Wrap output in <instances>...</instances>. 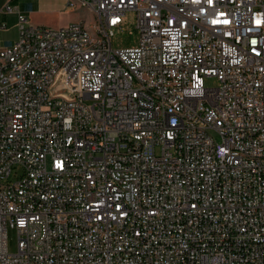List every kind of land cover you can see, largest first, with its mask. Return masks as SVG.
I'll use <instances>...</instances> for the list:
<instances>
[{
    "label": "built area",
    "instance_id": "built-area-1",
    "mask_svg": "<svg viewBox=\"0 0 264 264\" xmlns=\"http://www.w3.org/2000/svg\"><path fill=\"white\" fill-rule=\"evenodd\" d=\"M81 2L105 45L2 9L0 264H264V0Z\"/></svg>",
    "mask_w": 264,
    "mask_h": 264
},
{
    "label": "rangeland",
    "instance_id": "rangeland-1",
    "mask_svg": "<svg viewBox=\"0 0 264 264\" xmlns=\"http://www.w3.org/2000/svg\"><path fill=\"white\" fill-rule=\"evenodd\" d=\"M67 0H37L33 10L21 11V13L31 22L43 27L56 28L58 23H62L66 18H71V23L85 21V26L92 29L95 24V17L86 11L85 16H81L74 8L72 11ZM85 12L84 10H82ZM61 27V26H60ZM18 34V28H17ZM1 37V36H0ZM5 37V36H4ZM139 34L136 29V21L134 13H127L124 17L121 29L114 30L111 38V46L113 49H128L136 47L138 43ZM216 81L212 78L205 80L207 87H215ZM8 248L11 252L16 249V239L13 232H9Z\"/></svg>",
    "mask_w": 264,
    "mask_h": 264
},
{
    "label": "crops",
    "instance_id": "crops-1",
    "mask_svg": "<svg viewBox=\"0 0 264 264\" xmlns=\"http://www.w3.org/2000/svg\"><path fill=\"white\" fill-rule=\"evenodd\" d=\"M37 0H0V25L5 24L6 29L5 30H0V47H10L16 40H17V26H16V15L15 14H6L2 11L3 7L5 5H9L12 7H15L16 9L21 11H28V10H33L35 5H36ZM67 2H71V0H67ZM78 11L81 16L86 15V11L83 12L82 10H79L78 7L75 9ZM68 11H72V9H69ZM88 12V11H87ZM73 19L71 18H66V20L62 23H58L56 25L57 27L64 26V25H70V24H75L80 21V18H78L77 22L71 23ZM85 23V21H81V23ZM33 26L36 27H41L40 25H36L32 23ZM43 27V26H42ZM49 28V27H46ZM52 29V28H51ZM5 36V37H4Z\"/></svg>",
    "mask_w": 264,
    "mask_h": 264
},
{
    "label": "bare ground",
    "instance_id": "bare-ground-1",
    "mask_svg": "<svg viewBox=\"0 0 264 264\" xmlns=\"http://www.w3.org/2000/svg\"><path fill=\"white\" fill-rule=\"evenodd\" d=\"M69 7L76 9V7H78L79 10H85L88 11L89 13H91L95 19H96V13L94 11V9L90 6V5H83L81 0H71V2H69ZM77 24V23H75ZM70 25H74V24H70ZM32 31L33 32H40L41 31V27H36L32 25ZM42 31H52V29L50 28H46V27H42ZM81 33L85 34V38L87 40H89V43L91 45H105V38L101 37V32L98 29L97 23L95 22V24L92 26V29H88L85 26V23H81Z\"/></svg>",
    "mask_w": 264,
    "mask_h": 264
}]
</instances>
